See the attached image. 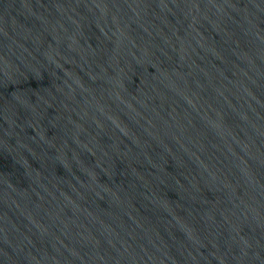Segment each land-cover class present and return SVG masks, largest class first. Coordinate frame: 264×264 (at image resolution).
I'll use <instances>...</instances> for the list:
<instances>
[{
    "label": "water",
    "instance_id": "water-1",
    "mask_svg": "<svg viewBox=\"0 0 264 264\" xmlns=\"http://www.w3.org/2000/svg\"><path fill=\"white\" fill-rule=\"evenodd\" d=\"M0 264H264V0H134L0 151Z\"/></svg>",
    "mask_w": 264,
    "mask_h": 264
}]
</instances>
